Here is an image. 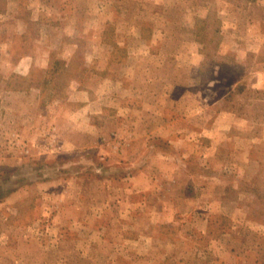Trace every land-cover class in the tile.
<instances>
[{"label": "rangeland", "instance_id": "374dc122", "mask_svg": "<svg viewBox=\"0 0 264 264\" xmlns=\"http://www.w3.org/2000/svg\"><path fill=\"white\" fill-rule=\"evenodd\" d=\"M104 1L107 23L152 24L147 74L201 127L161 139L141 114L87 111L98 0H39L40 23L0 0V264H264V0Z\"/></svg>", "mask_w": 264, "mask_h": 264}, {"label": "crops", "instance_id": "0c3cea01", "mask_svg": "<svg viewBox=\"0 0 264 264\" xmlns=\"http://www.w3.org/2000/svg\"><path fill=\"white\" fill-rule=\"evenodd\" d=\"M38 1L39 0H28L27 3L30 19L34 23H40L42 18L48 14L47 11L44 10V7L42 8V5L38 6ZM55 1L59 0H40V2H45V4L50 5L55 4ZM65 1L66 0H61L60 3H65ZM98 2H100L99 6L101 7L96 9V12H90L95 13L94 15H96L97 17V25L96 28L93 30L95 37L93 36L92 41H90L89 43L93 44V46L91 47L95 49V53L97 55V58L93 63H97L101 66H98L97 70L100 76V81L97 87L95 88L88 86V89L90 91L91 89H94L96 98L91 99L88 102L87 111L97 113L98 115L103 113L107 114L111 112H116L115 115H118V117H120V115L126 116L125 113H127V115H130L131 117L137 114H141L139 115L141 116L140 119H136V117H134V119L132 120L128 118H123V120L129 122L133 121V123H135V119L137 120L136 122L144 121L145 124L143 126L146 129L150 130V133L152 134L151 137H158L161 139L168 138L172 133H180L182 131H185V129L187 128L201 127V125H198L196 121H199L200 115L198 114H200L201 112H206L205 110H201V108L200 110L194 109L192 111L193 115L191 119H186L185 111H190V109H186L184 102V94L186 92H173V94L171 95L169 90H166L168 86L162 80L161 75L157 74L154 71L152 72V68L153 70L156 69L154 65L158 64L151 62V70L148 72L151 73L147 74V68L145 66L149 65V61H154L155 58L151 55L146 56L145 54H143L142 49L143 47L151 48L153 46V39L151 40L150 35H145L147 27L150 28V31L153 27L152 24H147L141 21L139 23L132 24L130 19H127L126 23H121L115 19L118 16L117 9H114L112 12L110 11L113 18L112 24L107 23L105 19L106 11L103 6L105 4V1L98 0ZM133 12V9H129L127 11V18L132 17ZM141 12L143 13L142 15H146L145 10H142ZM53 13L56 14V12ZM58 13L59 19L60 16H67V13L62 9ZM86 14L88 15L89 11H87L83 15ZM15 15H18V12H16ZM71 16L73 17V15H69V17ZM79 24L81 29L85 28L82 23L79 22ZM110 29H112V37L108 35V30ZM60 46L64 49L72 50V56L66 59L67 64L70 63L72 60L71 58L76 53L78 46L73 43H60ZM163 46L165 47V44H161V48H163ZM119 49H126L125 57L123 60H120L116 56L118 54ZM84 59V63L86 65H89L87 62V58ZM106 65L107 72H104ZM125 67L126 69L132 68V75L129 76L125 74ZM89 80L92 79L89 77ZM80 81L81 80H79L78 78L72 79V82L77 83V85L81 84ZM37 91L38 92H36V90H29L24 92L22 91V93L19 92L20 96H23L25 98L26 96H29V94H32V97H34L32 101H30L29 99L23 101L24 106H31L32 103L33 106L36 107L38 105H42V103L44 102V100L42 99V97L44 96L43 90ZM68 93L72 94L71 90H69ZM109 97H113L116 101V104L111 106L108 103ZM132 100H137V102L140 103V106H132ZM130 101L132 102L130 103ZM121 104H124L125 108H123ZM100 119L103 118L100 117ZM188 122L194 123V125L188 124ZM66 127L69 128V126L67 125ZM64 142L66 143L67 141L65 140ZM139 144L146 145V141H143ZM154 204H156V206L160 209H165V207H167L165 199H163V197H160V200L155 201ZM230 217L235 224L236 216L231 214ZM247 222L249 225V219ZM242 240L245 242V239L242 238ZM246 253H249V251ZM260 257H262V259L264 258L262 253L259 254V258Z\"/></svg>", "mask_w": 264, "mask_h": 264}]
</instances>
